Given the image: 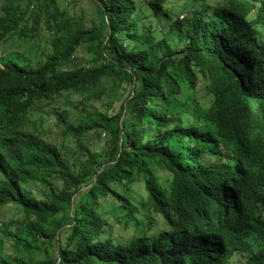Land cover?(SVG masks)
<instances>
[{
  "label": "trees",
  "instance_id": "1",
  "mask_svg": "<svg viewBox=\"0 0 264 264\" xmlns=\"http://www.w3.org/2000/svg\"><path fill=\"white\" fill-rule=\"evenodd\" d=\"M0 1V264H264V0Z\"/></svg>",
  "mask_w": 264,
  "mask_h": 264
},
{
  "label": "rangeland",
  "instance_id": "2",
  "mask_svg": "<svg viewBox=\"0 0 264 264\" xmlns=\"http://www.w3.org/2000/svg\"><path fill=\"white\" fill-rule=\"evenodd\" d=\"M29 0H21L20 4L22 7H25L27 2ZM208 4L211 7H215L217 6L219 3H222L223 0H207ZM1 3V1H0ZM64 3H66L64 1ZM64 7H68L66 4H63ZM91 4L89 3V1H86L84 3H80L79 5H74L71 4L69 5V10L72 11L73 13H75L76 15V21L77 22H82L84 20H88L90 18V15L92 13L91 11ZM93 8V6H92ZM32 24V22H30L29 26ZM42 27V26H41ZM49 36L45 30V28L42 27V29H40V31L38 32V34L35 36V38H33V40L29 43H21V47L20 48V52H23V55H25V57L30 58L32 60H34V64L37 63L38 61V55L39 53H42L47 47H48V41H49ZM12 44V43H10ZM4 46H0V54L4 51ZM16 49V48H15ZM10 51V50H8ZM78 58H80L82 61H89L90 60V55L88 52V47L87 45H84L83 47H81L78 50ZM37 66V65H36ZM34 66V67H36ZM105 84V92L102 95V99H105L104 102L105 103H109V102H113V100L115 99V96L118 94V92L120 93V86L118 85V83H114V82H108V81H104ZM71 102L69 104H67L66 102H60V104L65 107L64 109H68L71 110V119L73 122H79L82 120H86L85 116L83 114H80L79 112H74V107H77L78 105V101L79 98H77L76 96H71ZM63 103L65 105H63ZM100 106V104H98ZM43 117V118H42ZM31 119H33V121H36V123L38 122V130L42 133V135L45 137V139L53 144H57L58 146H62V145H71L72 144V139H63L62 137H60V131L57 129L56 126V122L57 120L54 118L53 114H52V106H48L45 107L43 109H40L37 111L35 117H31ZM106 142V137L102 136V138H99L97 135L93 137V139L90 140L91 146L92 148H96V149H103L104 145ZM139 188V191L143 194L146 195V193L143 190V184L141 182L137 183L136 185ZM15 214H16V210L15 207L11 206L10 207V213H7L6 211H1L0 212V225L3 222L9 221L11 218H15ZM1 238L3 239L2 235L0 236V249L2 250V252L4 253H11L12 249H11V245L9 241H4L1 242ZM2 245V247H1ZM44 259V255L43 254H36L34 256V260L35 261H40ZM244 261L243 256L241 255H235L232 260H231V264H242V262Z\"/></svg>",
  "mask_w": 264,
  "mask_h": 264
},
{
  "label": "built area",
  "instance_id": "3",
  "mask_svg": "<svg viewBox=\"0 0 264 264\" xmlns=\"http://www.w3.org/2000/svg\"><path fill=\"white\" fill-rule=\"evenodd\" d=\"M104 136H105V134H104Z\"/></svg>",
  "mask_w": 264,
  "mask_h": 264
}]
</instances>
